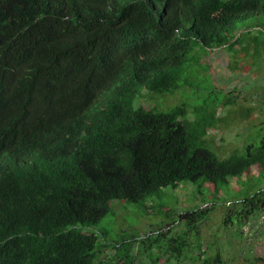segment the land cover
Returning <instances> with one entry per match:
<instances>
[{"label":"trees","instance_id":"trees-1","mask_svg":"<svg viewBox=\"0 0 264 264\" xmlns=\"http://www.w3.org/2000/svg\"><path fill=\"white\" fill-rule=\"evenodd\" d=\"M110 2L0 0V264H137L144 241L99 244L89 231L112 201L141 204L187 183L204 197L254 167L264 178V135L226 159L208 140L236 96L167 112L133 105L145 89L151 102L193 86L198 49L263 51L264 0H168L161 21ZM251 18L260 35H238L237 22ZM232 206L247 222L264 213V190ZM208 211L179 219L199 222ZM173 241L172 257L192 245ZM106 248L115 254L102 259Z\"/></svg>","mask_w":264,"mask_h":264},{"label":"rangeland","instance_id":"rangeland-1","mask_svg":"<svg viewBox=\"0 0 264 264\" xmlns=\"http://www.w3.org/2000/svg\"><path fill=\"white\" fill-rule=\"evenodd\" d=\"M259 24L262 23L256 18L237 22L238 35L247 32L251 37L260 34L264 37ZM236 50V57L224 48L210 53L196 50L202 61L201 66L190 67L193 75L188 77L193 86L185 85L173 94H152L151 102L148 101L150 92L145 89L141 92L142 98L139 94L134 99V107L148 108L152 103L149 109L167 112L182 104L199 105L209 95L222 99L234 95L235 103L219 109L222 122L210 129L208 140L221 159L236 150L244 154L248 144L258 145L264 135V49H253L248 54L240 48ZM247 109L252 112L242 117ZM259 174V168L254 167L249 175L243 176L241 183L234 179L221 190L210 185L204 197L196 194L194 184L187 183L162 188L141 204L114 200L110 203V212L89 231L98 235L99 244H111L123 238L144 241L138 247L146 255L139 256L137 264H156L158 257L157 264H169L171 260L170 264H202L204 259L217 255L222 264H264V213L250 215L253 218L242 222L245 219L240 213L242 209L228 207L230 202L264 190V178L258 180ZM198 209H209L201 221L179 219L180 215ZM173 240L188 241L192 245L180 256L174 253L172 257L167 249ZM114 254L115 250L106 248L101 258Z\"/></svg>","mask_w":264,"mask_h":264},{"label":"clouds","instance_id":"clouds-1","mask_svg":"<svg viewBox=\"0 0 264 264\" xmlns=\"http://www.w3.org/2000/svg\"><path fill=\"white\" fill-rule=\"evenodd\" d=\"M110 1V0H109ZM113 0H111L112 2ZM127 3H136L139 5V15H151L155 20H165L169 15L166 11L168 10V0H125ZM110 2V3H111Z\"/></svg>","mask_w":264,"mask_h":264}]
</instances>
